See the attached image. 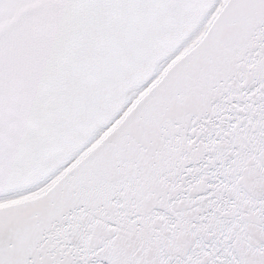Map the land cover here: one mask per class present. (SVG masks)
<instances>
[{"label": "snow or ice", "instance_id": "obj_1", "mask_svg": "<svg viewBox=\"0 0 264 264\" xmlns=\"http://www.w3.org/2000/svg\"><path fill=\"white\" fill-rule=\"evenodd\" d=\"M0 264H264V0H0Z\"/></svg>", "mask_w": 264, "mask_h": 264}]
</instances>
